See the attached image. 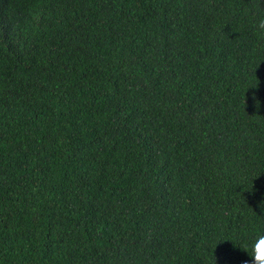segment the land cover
Returning <instances> with one entry per match:
<instances>
[{"label":"trees","instance_id":"16d2710c","mask_svg":"<svg viewBox=\"0 0 264 264\" xmlns=\"http://www.w3.org/2000/svg\"><path fill=\"white\" fill-rule=\"evenodd\" d=\"M261 21L264 0H0V264H250Z\"/></svg>","mask_w":264,"mask_h":264},{"label":"clouds","instance_id":"9594fccd","mask_svg":"<svg viewBox=\"0 0 264 264\" xmlns=\"http://www.w3.org/2000/svg\"><path fill=\"white\" fill-rule=\"evenodd\" d=\"M260 26L264 28V21L260 22ZM248 247L251 249L250 252L247 251L251 257L250 264H264V232L256 231L245 246V250Z\"/></svg>","mask_w":264,"mask_h":264}]
</instances>
